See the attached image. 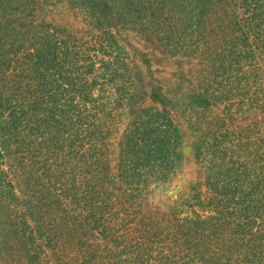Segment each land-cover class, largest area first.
<instances>
[{
	"label": "trees",
	"instance_id": "1",
	"mask_svg": "<svg viewBox=\"0 0 264 264\" xmlns=\"http://www.w3.org/2000/svg\"><path fill=\"white\" fill-rule=\"evenodd\" d=\"M36 1L0 0V264H264V153L251 149L247 125H232L233 114L264 108L249 98L264 85V0H120L113 10V0L58 2L85 8L98 25L153 30L170 53L196 60L192 109L212 119L192 123L201 176L192 217L141 196L151 153L163 154L161 177L180 160L183 137L161 87L150 91L163 111L135 122L118 173L107 171L87 154V105L95 118L99 83H131L127 53L109 55L111 38L99 50L79 45Z\"/></svg>",
	"mask_w": 264,
	"mask_h": 264
},
{
	"label": "rangeland",
	"instance_id": "2",
	"mask_svg": "<svg viewBox=\"0 0 264 264\" xmlns=\"http://www.w3.org/2000/svg\"><path fill=\"white\" fill-rule=\"evenodd\" d=\"M36 2L45 8V20L62 29L66 35L76 39L79 45L86 43L85 47L93 49L95 46V49L99 50L101 42L111 38L112 41L107 40L112 44L111 50L108 52L109 55L116 56L120 51H123L122 49L127 53L126 63L129 75L132 77L131 83L123 84L121 80L117 83H99V86L94 89L95 97H99L95 118L91 113L92 105L90 103L87 105L90 112V114L86 113L88 115L87 154L89 156L98 155L100 161L106 164L107 171H111L115 175L118 173L117 160L122 150V144L126 139L125 135L133 129L135 122L146 120L145 117L148 114L163 111L164 106L158 99L152 98L153 91H150L152 86L154 88L161 87L169 102L166 108L170 110L167 111L169 114L171 113L173 125L178 128L177 130L183 137L178 149L180 160L175 163L169 175L161 177L165 163L163 154L161 150L155 155L151 153L152 159L150 160L152 161H149L151 164L146 169L147 183L141 185L146 187L145 193L149 192L148 195L141 196L147 203H152L151 206L155 209L181 211L182 214H185L184 216L192 217L198 208L196 206L190 208V205H193L190 198L201 179L199 167L194 159L197 147L200 145L198 143L200 132L193 131L192 123L201 121L207 125L206 119H212L207 116L209 110L203 111L206 114L204 116L201 115L200 108L192 109L195 106L189 95L191 90L200 88L194 79V71L197 68L196 60H191L188 57V51L178 54L170 53L153 34V30L140 35L131 30L128 25L122 27L120 24L117 26L106 24L107 20L98 25L96 19L90 18L84 13L85 8H70L66 2L58 3L59 0H37ZM41 2L44 3L40 4ZM113 2V4L109 3L111 10L122 4L120 0H113ZM177 25L179 26V24ZM192 37L188 36L189 39H194ZM92 54H94L93 51L90 52V55ZM98 66V64L95 65L96 68ZM256 87L263 92L259 95V90L253 87L249 92V98L255 102L259 96L262 97L264 103V85L258 84ZM239 98L236 96L230 102H236L234 100ZM190 101L192 106L187 109L186 104ZM139 108L142 109V112L138 111ZM218 108L221 110V107ZM153 109L157 111H153ZM214 110L213 108L211 112L216 113L217 111ZM229 115L230 118L227 117L225 121L226 125L227 123L228 126L231 125L232 117L235 118L232 125L235 126L238 123L240 130L243 129V125H247L251 149H254L258 154H263L264 146L261 141L264 140V108H261L260 102L245 112L235 113L232 117L230 113ZM198 127L204 129L201 125ZM186 147H189L187 152L185 151ZM6 169L5 164L0 165L1 172ZM101 170L102 167L99 166V171L101 172ZM113 192L116 193L114 190ZM100 196L116 203H119V200L128 199V195ZM116 210H119L118 206ZM126 211L132 213L135 209L128 206ZM43 259V264H53L52 261Z\"/></svg>",
	"mask_w": 264,
	"mask_h": 264
},
{
	"label": "water",
	"instance_id": "3",
	"mask_svg": "<svg viewBox=\"0 0 264 264\" xmlns=\"http://www.w3.org/2000/svg\"><path fill=\"white\" fill-rule=\"evenodd\" d=\"M188 149H189V147H186V148H185V151L187 152V151H188Z\"/></svg>",
	"mask_w": 264,
	"mask_h": 264
}]
</instances>
